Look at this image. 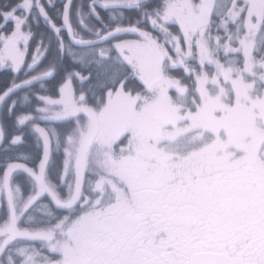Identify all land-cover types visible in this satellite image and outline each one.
Returning <instances> with one entry per match:
<instances>
[{
	"label": "snow or ice",
	"instance_id": "obj_1",
	"mask_svg": "<svg viewBox=\"0 0 264 264\" xmlns=\"http://www.w3.org/2000/svg\"><path fill=\"white\" fill-rule=\"evenodd\" d=\"M0 70V264H264V0H0Z\"/></svg>",
	"mask_w": 264,
	"mask_h": 264
},
{
	"label": "trees",
	"instance_id": "obj_2",
	"mask_svg": "<svg viewBox=\"0 0 264 264\" xmlns=\"http://www.w3.org/2000/svg\"><path fill=\"white\" fill-rule=\"evenodd\" d=\"M55 2L57 4H59V0H55ZM76 2L79 3L80 0H76ZM85 2H86V0H85ZM34 30L35 31H38V32H42L44 29H43V26L41 25V27L39 29H34ZM36 39L38 40L39 39V36H37ZM31 43H32V46L34 47L36 41L34 40ZM9 76H10V73L9 72H7L6 70H0V84H2L5 80H7L9 78Z\"/></svg>",
	"mask_w": 264,
	"mask_h": 264
}]
</instances>
